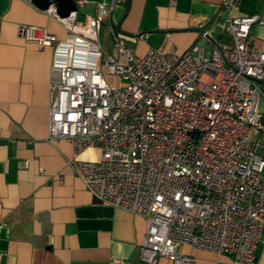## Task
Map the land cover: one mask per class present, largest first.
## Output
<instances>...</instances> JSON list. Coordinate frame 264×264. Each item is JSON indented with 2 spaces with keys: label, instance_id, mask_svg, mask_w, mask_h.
I'll return each instance as SVG.
<instances>
[{
  "label": "built area",
  "instance_id": "2783aa9c",
  "mask_svg": "<svg viewBox=\"0 0 264 264\" xmlns=\"http://www.w3.org/2000/svg\"><path fill=\"white\" fill-rule=\"evenodd\" d=\"M73 1L77 8L88 3ZM119 1L98 2L84 24L75 12L59 18L47 10L66 31L62 41L43 27H18L24 42L55 48L46 141L72 145L66 165L100 203L144 219L146 264H195L179 253L182 245L231 256L233 264H260L264 50L253 46L251 28L264 18L234 17L240 0H221L228 44L214 47L208 60L200 42L191 52L169 50V33L139 57L111 26L110 54L100 31ZM95 147L99 160L78 159ZM29 165L18 162L22 170ZM39 174L46 175L41 168Z\"/></svg>",
  "mask_w": 264,
  "mask_h": 264
},
{
  "label": "crops",
  "instance_id": "0c3cea01",
  "mask_svg": "<svg viewBox=\"0 0 264 264\" xmlns=\"http://www.w3.org/2000/svg\"><path fill=\"white\" fill-rule=\"evenodd\" d=\"M87 1L75 13L77 23L94 16L102 0ZM220 3L120 0L104 21L99 40L113 54L107 30L111 26L141 57L159 47L169 33V50L191 52L200 42L203 58L208 60L214 47L228 44L223 34L228 13ZM231 14L264 18V0H240ZM21 25L46 28L59 41L66 37L48 11L26 0H0V264H146L140 257L144 219L100 203L66 165L74 155L72 145L46 141L55 48L39 49L24 42L17 34ZM251 35L253 46L264 50V25H253ZM261 105L264 114V99ZM100 154L99 148H90L78 159L97 161ZM21 160H30L27 169L18 168ZM40 168L46 175L39 174ZM55 176L63 182L54 184ZM178 251L194 256L195 264H233L231 256L187 245ZM255 253L264 264V245L259 244ZM156 264L171 262L159 258Z\"/></svg>",
  "mask_w": 264,
  "mask_h": 264
},
{
  "label": "water",
  "instance_id": "95a60500",
  "mask_svg": "<svg viewBox=\"0 0 264 264\" xmlns=\"http://www.w3.org/2000/svg\"><path fill=\"white\" fill-rule=\"evenodd\" d=\"M30 3L44 11L52 9L59 18H66L70 13H76L78 9L73 0H30ZM195 31L206 36L203 30L196 29Z\"/></svg>",
  "mask_w": 264,
  "mask_h": 264
},
{
  "label": "rangeland",
  "instance_id": "374dc122",
  "mask_svg": "<svg viewBox=\"0 0 264 264\" xmlns=\"http://www.w3.org/2000/svg\"><path fill=\"white\" fill-rule=\"evenodd\" d=\"M103 25V24H102ZM105 37V42L107 43V38H106V36H104ZM110 82H113V80H109ZM260 111L262 112V105L260 106ZM260 141L262 142V143H264V134H262L261 135V138H260Z\"/></svg>",
  "mask_w": 264,
  "mask_h": 264
},
{
  "label": "trees",
  "instance_id": "16d2710c",
  "mask_svg": "<svg viewBox=\"0 0 264 264\" xmlns=\"http://www.w3.org/2000/svg\"><path fill=\"white\" fill-rule=\"evenodd\" d=\"M261 85H262V89H264V81H262Z\"/></svg>",
  "mask_w": 264,
  "mask_h": 264
}]
</instances>
